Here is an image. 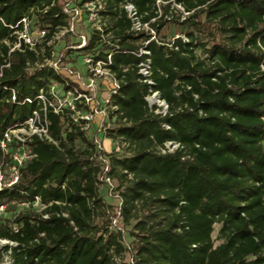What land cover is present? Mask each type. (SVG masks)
Wrapping results in <instances>:
<instances>
[{"label": "trees", "instance_id": "trees-1", "mask_svg": "<svg viewBox=\"0 0 264 264\" xmlns=\"http://www.w3.org/2000/svg\"><path fill=\"white\" fill-rule=\"evenodd\" d=\"M132 1L155 37L131 29L126 0H103L111 40L94 34L83 46L99 45L94 59L109 62L119 80L111 95L119 126L108 135L129 154L112 157L107 172L127 181L119 219L130 223L139 205L148 211L126 242L100 194L103 151L87 120H75L81 104L56 112L38 97H52L53 81L82 89L46 62L50 51L17 33L22 18L36 17L50 40L71 15L60 0H0V137L37 111L52 138L34 132L16 141L33 155L0 187V206L14 211L0 218V238L15 243L4 247L14 264H128L126 252L132 264H264V0ZM169 24L180 32L165 40ZM142 47L151 52V83L140 72ZM153 91L166 113L150 106ZM167 141L179 146L164 152ZM100 213L108 222L96 223Z\"/></svg>", "mask_w": 264, "mask_h": 264}, {"label": "rangeland", "instance_id": "rangeland-1", "mask_svg": "<svg viewBox=\"0 0 264 264\" xmlns=\"http://www.w3.org/2000/svg\"><path fill=\"white\" fill-rule=\"evenodd\" d=\"M87 1L60 0L61 3H64V7L66 6L69 10L68 13L71 15L70 24L68 27L61 28L50 40H46V31L45 33L42 31L37 24L36 17L28 20L27 32L34 42L41 44L44 50L50 51L51 58L46 57V62L56 65L58 72L68 80L67 83L72 80L87 92L88 97L83 100L82 98L85 97H80V94H83V92L66 90L61 82L53 81L50 86V93L52 94L54 104H59L73 110L77 109L76 105L78 103L81 104V108L74 114L75 120L80 121L81 118H84L87 120L86 122H89L88 134L91 138H94L97 147L103 151L102 154L105 157L104 174L102 175V177H105L108 176L107 172L111 168L112 157L129 154V147L120 138H113L108 135L109 130L119 126V117L113 112L114 106L111 104V95L113 93L111 76L105 71L104 63L94 59V55L97 54H94V52H98L97 48L99 45L92 48L83 47L94 34H98L103 39L111 40L112 33L110 28L113 19L110 14H91L85 5ZM158 2L162 4V1L158 0ZM74 6L82 9V11L76 13L75 9H73L75 8ZM179 32L174 24H169L163 29L161 36L165 40H172ZM17 33L19 37H24V30H19ZM203 40H207V37H203ZM16 45H19V43ZM198 52L200 53V50ZM77 74L80 75L79 79H77ZM147 98L149 103H152V100H154L152 93L148 94ZM87 103L89 109H87ZM154 104L158 105L157 112L165 113L166 106L162 102H155L152 106ZM91 114L93 117L87 119L86 116ZM38 122L30 119L26 124L12 129L11 133L14 139L0 160V186L4 185V183H9L14 177V155L29 152L27 146L24 147L16 143L17 136L24 138L35 129L42 131L43 121L40 119ZM126 183L127 181L124 178L115 177L110 178V181L105 180L100 185V194L111 205L110 215L114 213H117V216L120 215V192L125 188ZM29 205L25 204L24 206L28 207ZM33 208L41 210L42 205L36 200ZM13 214L14 211L8 210L6 206L0 208V218L2 219L13 218ZM134 214L135 216L127 224H124L119 219V216L116 218L114 216L112 221L113 225L120 226L121 228L124 227L126 242H131L135 238L134 234L138 229L134 226L139 219L144 218L148 214V211L142 205H139L137 210H134ZM108 217L107 214L100 213L95 221L98 224H102L103 222H108L110 218ZM116 219L117 224L114 222ZM220 226L219 223H216L213 232L216 243L221 241L218 239ZM8 242L15 244L8 239L0 238V264H14L11 251L4 247ZM132 255L133 253L126 252L122 260L129 262Z\"/></svg>", "mask_w": 264, "mask_h": 264}, {"label": "built area", "instance_id": "built-area-1", "mask_svg": "<svg viewBox=\"0 0 264 264\" xmlns=\"http://www.w3.org/2000/svg\"><path fill=\"white\" fill-rule=\"evenodd\" d=\"M68 5V4H67ZM85 5L86 7H88L89 9V12L91 14H95V15H100V11L103 9V0H88L87 2H85ZM75 8V11L76 13H79L82 11V9H79V8H76V6H74ZM94 7V8H93ZM124 7L126 9V12H127V15L128 17L131 19V22H132V25H131V29L134 30V31H141V30H148V29H151L149 24L147 22H143L142 20V17L141 15L139 14L138 12V9L135 5V3L132 1V0H126V2L124 3ZM96 8V9H95ZM65 9L69 12L68 8L65 6ZM93 9V10H92ZM28 20L27 18H22V22L24 24V28L22 30H24V40L29 43L31 46H34L36 42H34V40L30 37V35L28 34L27 32V28H28ZM42 31L45 33L46 30L42 29ZM152 33H153V36L152 37H155V34H154V30L151 29ZM84 46V45H83ZM142 53H145L148 55V57L146 58L145 61H143L141 63V67H140V72L143 74V76L145 77V80H147L148 82H152V80L149 78L150 74H151V58L149 57L151 52L150 50L146 49L145 47H142L141 50H140ZM111 57V55H109V58ZM97 61H101L104 63V66L106 68V72L111 76V83H112V88H113V92H115L118 87H119V80L118 78L115 76V73L112 72V70L108 67V63L105 62V61H102V60H97ZM55 67V69L57 70V66L54 65V64H51ZM58 71V70H57ZM80 78V75L77 74V79ZM80 86V85H79ZM81 88V86H80ZM82 89V88H81ZM77 92H83V94H80V97L84 96L85 98H82L83 100L87 99V92L85 90L82 89V91H78L76 90ZM152 95L154 96V100H152V103L150 102V106H152L153 103L155 102H162L165 106H166V110H165V113L167 112V108H168V104L166 103L165 100L161 99L160 97V93L158 91H153L152 92ZM41 100H43L44 104L47 105H51L54 110L56 112H59L63 106L59 105V104H54L53 100H52V97L50 99H48L44 94H40L38 96ZM15 98V97H14ZM148 100V98H147ZM149 101V100H148ZM88 104V103H87ZM155 105V104H154ZM157 105V104H156ZM72 106L74 107V105L72 104ZM115 107V106H114ZM35 114H36V117L34 118H30L31 120H35L36 119H39L38 118V113L37 111H35ZM87 119H90L91 117H93V115H87L86 116ZM29 119V120H30ZM29 120H27V122H29ZM40 120V119H39ZM47 125H48V121L47 119L45 118L43 123H42V131H38L37 129L33 130L29 135H31L32 133L34 132H37L38 134H40L41 136H45L46 138L48 139H52L51 136L49 135L48 133V128H47ZM90 127L89 125V122H86L85 125H84V128L85 129H88ZM15 128V127H11V128H8L4 135L2 137H0V147L1 149L3 150V152L7 151V147L9 146V144L13 141L14 138H12V129ZM25 136L24 138L20 137V136H17L18 138L16 139L17 142H25V140L27 139V137L29 136ZM23 146V145H22ZM179 146V143L177 142H174V141H167L165 142V145L164 147H162V151H173L175 150L177 147ZM29 149V148H28ZM32 152L31 150L29 149V152L28 153H23V154H15L14 155V166H13V170H14V177L13 179L9 182V183H4V185H7V184H12L14 181H16L19 177V169L20 167L29 159L32 157ZM102 179L104 180H108L110 181V177L109 176H105V177H101ZM2 186V185H1ZM0 186V187H1ZM37 200L39 201V197H37ZM4 206L1 205L0 208H3ZM119 214H120V211H119ZM119 216V215H118ZM116 218V217H115ZM114 222L117 224V219L116 221L114 220ZM120 227V226H119ZM134 262L133 260V257L131 256L130 257V261L128 264H132Z\"/></svg>", "mask_w": 264, "mask_h": 264}]
</instances>
